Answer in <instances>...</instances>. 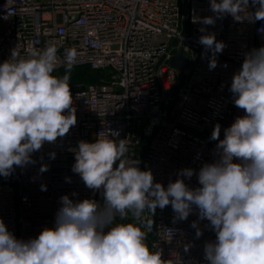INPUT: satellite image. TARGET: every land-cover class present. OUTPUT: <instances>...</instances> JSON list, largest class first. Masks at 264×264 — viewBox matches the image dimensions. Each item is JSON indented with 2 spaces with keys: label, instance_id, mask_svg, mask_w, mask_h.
<instances>
[{
  "label": "built area",
  "instance_id": "built-area-1",
  "mask_svg": "<svg viewBox=\"0 0 264 264\" xmlns=\"http://www.w3.org/2000/svg\"><path fill=\"white\" fill-rule=\"evenodd\" d=\"M213 15L210 0H0V63L14 48L26 57L29 48L53 45L56 69L66 67L65 49H73V67L104 72L97 82L71 88L77 123L69 133L34 152V164L0 177V219L17 239L36 238L45 227H54L64 195L103 203L101 192L88 189L72 171V150L81 140L94 142L99 133L118 132L109 138L130 141L127 158L136 160L143 146L138 166L151 170L165 188L180 170L198 174L203 164L218 158V141L210 137L219 124L223 139L224 129L245 114L229 89L245 53L264 46V20L237 22L229 15L214 25L199 23ZM201 27L225 44L213 70L202 58L205 50L198 41L206 33ZM179 54L188 60L183 70L170 64ZM42 165L48 170L40 172ZM196 174L184 178L190 188L200 186ZM174 216L171 205L157 208L154 217L145 213L154 220L149 247L156 245L153 250L166 264H208L204 246L216 239L209 222L199 220L195 208L187 220L174 221ZM193 221L202 230L199 238ZM115 222L133 221L129 214Z\"/></svg>",
  "mask_w": 264,
  "mask_h": 264
},
{
  "label": "clouds",
  "instance_id": "clouds-1",
  "mask_svg": "<svg viewBox=\"0 0 264 264\" xmlns=\"http://www.w3.org/2000/svg\"><path fill=\"white\" fill-rule=\"evenodd\" d=\"M210 10L214 15L199 23L214 25L229 15L237 22L264 20V0H210ZM199 31L206 33V28ZM198 42L209 70L215 69L225 44L214 33ZM57 53L56 46L47 45L29 48L22 57L14 48L0 63V177L34 164V152L66 136L77 123L69 84L77 53L65 49L66 71L56 76ZM229 90L245 114L224 129L223 139L220 125H215L210 139L218 141V158L203 164L198 174L191 168L180 170L166 188L154 181L151 170H141L138 160L127 158L130 141L109 138L118 132L99 133L94 142L79 141L72 150V171L88 189L101 192L103 203L64 195L54 227L26 241L0 219V264H166L161 252L153 250L157 246L147 243L154 220L145 213L154 217L157 208L169 205L174 221L187 220L195 208L199 220L209 222L216 239L204 246L208 264H264V46L245 53ZM47 170V165L40 168ZM194 174L200 186L190 188L184 178ZM129 214L133 222H115L117 217L126 221ZM191 227L197 238L203 234L198 221Z\"/></svg>",
  "mask_w": 264,
  "mask_h": 264
},
{
  "label": "trees",
  "instance_id": "trees-1",
  "mask_svg": "<svg viewBox=\"0 0 264 264\" xmlns=\"http://www.w3.org/2000/svg\"><path fill=\"white\" fill-rule=\"evenodd\" d=\"M65 71L66 67H62L56 69L53 74L56 76H63L65 74ZM103 75V71L94 70L89 68L88 66L72 67L70 72L69 84L71 88H73L77 85L97 82L100 80L101 77H103Z\"/></svg>",
  "mask_w": 264,
  "mask_h": 264
},
{
  "label": "water",
  "instance_id": "water-1",
  "mask_svg": "<svg viewBox=\"0 0 264 264\" xmlns=\"http://www.w3.org/2000/svg\"><path fill=\"white\" fill-rule=\"evenodd\" d=\"M170 64L173 67H176L180 70H183L184 68H186L188 66V60L185 59L182 55H176L174 57L171 58L170 60ZM183 79V76L181 75V80ZM174 89L171 90V93H173ZM143 151H144V147L142 146L139 153H138V160L140 161L143 155Z\"/></svg>",
  "mask_w": 264,
  "mask_h": 264
}]
</instances>
